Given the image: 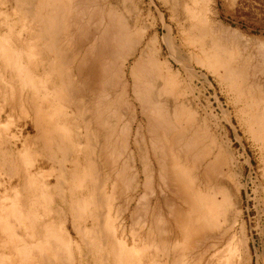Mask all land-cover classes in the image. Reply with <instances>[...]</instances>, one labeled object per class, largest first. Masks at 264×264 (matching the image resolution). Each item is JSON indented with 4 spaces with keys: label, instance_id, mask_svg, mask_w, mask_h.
Wrapping results in <instances>:
<instances>
[{
    "label": "rangeland",
    "instance_id": "1",
    "mask_svg": "<svg viewBox=\"0 0 264 264\" xmlns=\"http://www.w3.org/2000/svg\"><path fill=\"white\" fill-rule=\"evenodd\" d=\"M13 2L14 0H0V216L4 215V217L0 218V247L2 249H0V255H2L0 256V264H15V261L17 262L16 264H18V262L19 264L21 262H23L21 264H29L30 262V264H32L34 261H31L29 254L24 252L28 245H25L27 242L25 241L23 233L26 232L29 235H33L31 238L36 239V229L42 234L44 224L47 222L50 225L52 224V227H56L54 228L55 231L67 240L65 244H61V247H55L57 252L60 250L58 248L63 249V251L61 250L62 252L60 251L61 253L59 252L57 255H52V253L54 254V250L52 249L50 251L51 256L55 259L53 264H66L63 259V261L61 260V257H68L67 264H113L110 252L113 247V232L115 233V230V236L118 237L120 235L116 238L117 241L121 244L127 242V244H124L127 246H124L126 247L125 251L131 248L130 246L133 244V240L139 247H141L143 243H146L150 236V226L151 232L157 234V228H159L161 235L163 232V237L166 238V233H168L167 225H169L166 221H173L177 217L176 215H178V209L180 208H182V212L184 210L191 211L192 209L191 202L185 204L182 202L181 195H176L178 194V189L176 190L175 187H178V184L174 183V185H177L172 187L173 183H170L172 180L170 177V167L173 165V160L177 158L182 160L184 154L187 156L188 166H191L196 176L195 178L197 179L193 180L195 188L200 187L204 194H210L209 196H212V193H214L217 200L220 201L224 198L231 203L227 216L229 214L228 218H230L231 227L229 226L228 228L232 240V253L229 249L226 250L228 253L224 251V249H222L224 245H222L220 248L222 251L216 253L209 250L207 254L200 259L197 253L192 250L191 245L193 240H190L192 237L186 239L189 243L182 239L177 240L175 237L172 238L169 236L171 240L167 237L166 240L168 243L165 242L166 246H169H167V250L173 245L180 244L178 247L179 249L182 248L180 252H183L184 255H182L184 257L182 264H264V0H208V2L207 0H118L117 4H115V12L119 18L117 17L114 22L115 24H113L116 30H113L115 34L108 28L105 30V27H108L107 25H110V22L108 24V19L97 12L99 7L98 4V7L94 8L93 5L90 2L91 5L88 4L86 0H56L58 8L61 6L58 12L59 18L57 17L59 24L57 35L58 37L61 35V39H59V44L57 45V49L60 51L58 54L46 44L49 39L48 36H45L39 43L36 41L37 36L35 32L38 28L36 26L40 24V21H38V19H32L23 13L25 4L21 6L23 11H16L17 9H15ZM38 2L39 0H35V6ZM38 6L39 5H37V7ZM100 6H104L103 9L107 7L102 4H100ZM91 8L97 10L95 11L93 9V11L96 12H94V15ZM89 11L92 13V16L89 15L91 14ZM106 11L107 8L105 9V12ZM45 13V10L41 12V14L45 15L48 19V14ZM193 14L198 17L204 14L203 16L205 18L207 17L206 22H208V25L210 24V27L206 23H197V18H193ZM100 15L102 16L101 18ZM208 18L211 20L209 19L210 21H208ZM26 19H28V21ZM105 19H107V21ZM33 20L38 25L35 26ZM126 20L127 22L130 20L131 22L127 23ZM191 22L194 23L191 24ZM131 23L136 25H134L132 29H129L134 33L132 38H135V33H146V38L143 39L145 42L143 41L140 49L147 44V54H150L149 52L153 50V47L149 45L150 41L148 39L155 33H159L160 36L170 33V39L173 43L172 52L174 51L173 54L177 60L169 56L168 47L163 43L161 44L163 52L160 54V61H158V64L155 66L156 69L154 67L147 68L144 66L145 64L142 59L144 57L139 54L140 50L138 51L139 53L130 57L127 62L123 63V60H117L118 62H116V64L119 63L117 64L118 66L116 65V71H118L117 76L125 73L128 76V94H121L119 96V104L114 108H110V111L116 109L115 113L120 115L115 116V118L120 117V120L118 122L119 125L117 124L116 126L118 129L115 128L116 130L114 132L117 137L115 134L113 137L115 143L113 156L111 155L112 157L108 158L111 159V161H109L110 164L108 163L110 166L108 165V168H102L103 172L101 170H95L97 176L100 173H106L107 177H109L106 181H102V179L100 178L101 180H99L97 176H95L96 179L91 176L86 182L82 180L83 184L79 182L81 180L80 178L75 181L78 183H75L71 181L70 177H66L61 183V190H57L54 180V174L57 172V163L54 162V155L57 160H61V164L66 167L68 172L76 168V172L83 173L87 168V159L84 156L86 137L84 122L81 117L82 114H80L78 110L73 111L75 107L71 108L68 106L67 100H64L61 91L65 88L64 86L67 82L65 76L67 74L66 72H69L72 67V70L75 69L74 65H76L79 56L81 57V54L84 53L83 51H88L86 54L88 53L87 55L90 57V60L93 57L95 59L97 55L95 54L97 53L96 48L99 45L101 46L100 50L106 48V53H104V55L103 52L105 51H101L102 54L98 53L103 55L106 59L102 60L103 57L99 56L101 59L99 61L103 64V62H106L108 59V62H110V55H108V53L111 49L108 51L107 47L109 45L108 43L111 44L113 41L112 35H117L118 32L128 33L127 24L131 26ZM201 24L208 27L210 33L208 32L209 35L207 37L212 36L210 39H212L213 43L208 39L209 42L206 41L209 43L208 45V43H203L204 41L199 38V30L203 27ZM193 25L201 26L200 28H196L197 26L194 28ZM110 26L111 29H114L112 28V23ZM107 30H110L109 33H111V35L108 33L110 37L106 34L108 32ZM100 32L104 33L101 35ZM192 33L193 35L191 36ZM42 34L43 36L45 35L44 33ZM197 35L199 37H197ZM149 36L150 38H148ZM95 38V43H98L96 44L98 46L96 48H91L95 46L93 44ZM103 39L108 41L103 43ZM135 40L137 39L135 38ZM191 40L195 42L193 43ZM196 41H198V43ZM214 41L217 42L218 45H216ZM188 42L192 44L189 46ZM42 43L46 47H49L44 49ZM38 44L41 45L40 50L37 48ZM112 44L109 45V48H113ZM212 46H214L213 48L215 50H212ZM99 47L98 51L100 52ZM117 48H121L117 50H121L118 55L123 59V47L118 46ZM215 51H217V53H215ZM1 52L9 53V55L7 57H1ZM69 52H72L73 55L77 54V59L75 58L76 61L71 64L64 57L65 54ZM89 52L92 54H89ZM57 57H60V61L57 60ZM99 57L97 56L96 58L99 59ZM94 59L91 60V63H93L92 61L95 63L93 66L96 65ZM55 61L57 62L56 70L51 74L48 66L51 62L56 63ZM228 61L231 62L229 63ZM226 64L227 66H225ZM131 70L134 71L135 76L133 74L129 76ZM12 71H16V75L10 77L9 74ZM98 73L97 69V74ZM118 73L120 74L118 75ZM99 74L96 75V78L98 77V81L100 82H102V79L106 80L109 78L111 83L120 80H118L116 75L107 76L106 73H102V71L99 78ZM96 78L94 80H96ZM3 79L5 84L3 83ZM131 79H134L133 81H136V83L134 84ZM83 80L86 81L85 78ZM17 81L19 83L20 81L26 83V86L34 90L35 93H33L35 95H31V92L19 95L17 90L21 87ZM77 81L82 82L80 80ZM91 81L92 83L89 85L88 83ZM89 82L87 79L85 83L88 85H83L82 83L78 84L81 87H88L89 96L92 94L89 99L93 105L97 97V94H94L96 92L94 86L95 84L96 86L99 84L97 85L98 82L96 83V81L94 82L93 80H89ZM35 83L37 84L35 85ZM133 84L137 87L139 92L141 91L140 95H143V91L149 89L148 87L152 90L154 89L153 91H157L161 99L160 101H162L161 104L163 103V107L158 110L159 112L145 108L140 101V97H138L139 100L135 98L136 96L131 90ZM36 86L39 88L37 89ZM57 88L60 89L59 92L61 93H58V90L56 91ZM239 91H243V93ZM118 92H120L119 88L116 93ZM34 97L36 98L38 107V110L35 112L32 109L33 102L31 101ZM79 97L80 96H78V98ZM6 99H8L9 102H5L4 100ZM82 101L83 99L80 100V102ZM5 103L12 104V116H7L9 110ZM140 106H143V108ZM163 108L164 111L162 110ZM33 118L36 119V122L39 123L41 127L43 126L42 129H44V131L39 135L36 134L34 130L32 123L34 120ZM42 121H45L46 124ZM95 126L96 125L92 122L90 133L95 136L93 141H95V139L98 141V129L100 128L99 126L95 128ZM57 129L58 136L55 141H52V139H49V134L51 131L57 132ZM68 129H71V131H68ZM161 134L164 135L167 141ZM177 139L180 141L178 142L179 144H177ZM57 140L63 145L71 147V151L68 152L67 156H65L63 151L58 149L61 143ZM185 142L186 144L188 142L191 143L187 144L189 146L187 147V149L189 148L187 152L184 150L185 145L183 144H185ZM93 152L96 153H93V158L95 157L93 163L96 166L95 169H97V165L100 163L99 161L102 160L98 158V154L100 153L98 143L96 146L93 145ZM100 154H104L103 148ZM19 156L22 158L21 164H19ZM156 156L161 158L164 164L163 166L166 168V170L165 168L163 170L166 173L163 172L160 167L156 166ZM23 157L26 160H24ZM125 157L128 159L127 172L125 176L122 175L123 177L118 174V178V175L116 176L117 170H113L112 168L114 165L121 170L122 164L126 163V161H124L126 160ZM139 158H141L142 162H140ZM31 159H33V161ZM114 159L116 160L115 162ZM163 160L165 161L163 162ZM10 161L13 162L14 172L10 170ZM96 162L98 163L96 164ZM111 162L114 163L112 164ZM14 164L18 165V171L15 169ZM165 164L167 165L165 166ZM144 167L149 172H147L146 178L142 174ZM25 168L31 169L32 173H35L34 180H32L33 178H31V176L27 181L23 178V180L21 179ZM130 173L131 175H129ZM134 173L135 176H133ZM44 181L49 182L48 184H44ZM99 181L102 183V187L99 184L102 190L97 186ZM17 184H19L20 187L16 186ZM93 184H96V187H94ZM128 185H131L130 189H127L129 188ZM24 188L25 191H23ZM97 188L99 192L101 190L102 197L104 196L103 198L101 197L103 200L102 203L100 204V202L97 201V205L95 206L90 204V206L86 208L88 210L90 208L92 212L83 215L84 211H81L80 206L81 200H84V197L90 199L94 198L95 195L98 196L99 192H97ZM70 189H72V192ZM59 191L66 198V203L59 202ZM30 195L33 197L31 200ZM159 196H165V198L169 200L165 203L162 201L163 203L160 202L156 204V198ZM74 198L78 199V209H80L81 214L83 213L80 216L75 215L74 210H70L69 206L72 201H74ZM22 201L24 206L22 205ZM173 205L178 206V208L176 207L175 209ZM1 206L2 208L4 207L3 210H1ZM7 207L9 209H7ZM151 207L152 209H150ZM167 207H170L171 211L168 210ZM153 208L155 210H153ZM16 210L21 213L18 211L15 212ZM6 211H8L7 215ZM76 211L79 212V210ZM96 211L99 212L98 215L94 214ZM101 211L104 212L103 215H106L107 212L109 218L107 221H112L113 224L111 225L112 227L114 226V229L109 227L106 228L107 236L104 238L105 244L104 247L101 246L105 251L102 249L100 250V246L96 245L98 242L95 238L96 236H87V239L84 240L81 234V229L84 225L91 227L92 220H98L99 215L102 216ZM161 213L163 216H160ZM6 216H9L8 220ZM34 217L37 219V227L34 225L28 226L27 218L33 219ZM156 217H161L160 223L163 222L162 224H164L165 221V224H159V220ZM218 219L219 221L221 220L220 216ZM22 220L24 221V225L22 224ZM153 220H155V222L158 220V223L156 222L157 224H154ZM74 225L79 227V231L74 228ZM163 226H165V232L161 230ZM154 228H156V230ZM97 229L98 228H96V230ZM30 230L33 233H31ZM121 235H124V237ZM119 238H123L124 242ZM164 238L163 240H165ZM4 240L7 241L5 242ZM42 240L44 242V239ZM8 243L17 245V247L10 245L12 246L10 249ZM183 243H185L184 246L186 247H183ZM18 244H20V246H18ZM140 244L142 245L140 246ZM66 246L68 250L65 248ZM183 248L188 249H185L184 252L182 251ZM9 249L12 254H10L9 251L7 252ZM103 252H106L105 254L108 256L105 258V261L102 259L105 256ZM26 254L28 257H26ZM45 254L48 253L46 252ZM231 254H233V256ZM23 255H26L24 256L25 258ZM15 258H18V261ZM21 258L24 260L21 261ZM107 259H109L108 262ZM160 259L165 260V257L160 256ZM3 260H5V263ZM36 261L37 260H35V262ZM37 264L42 263L38 262Z\"/></svg>",
    "mask_w": 264,
    "mask_h": 264
},
{
    "label": "bare ground",
    "instance_id": "2",
    "mask_svg": "<svg viewBox=\"0 0 264 264\" xmlns=\"http://www.w3.org/2000/svg\"><path fill=\"white\" fill-rule=\"evenodd\" d=\"M36 1H38V0H36ZM84 1V0H83ZM199 1V0H198ZM35 0H14V6H15V9H17L16 11H19V10H22L23 11V9H21V6H22V4H25V10L23 11V13L24 14H26V15H28L29 17H31L32 19L34 18V19H38V21H40V24L38 25V24H36L35 23V21H34V23H35V26L36 25H38V26H36V27H38L37 29H36V36H37V42L39 43V42H41L42 41V39H44V37L45 36H48L49 37V39H48V41H47V43L46 44H48L50 47H51V49H53V51L54 52H56L57 54L58 53H60V51L57 49L58 47H57V45L59 44V39H61L60 37H61V35H60V37H58V35H57V33H58V31H59V24H58V19H57V17L59 18V15H58V12H59V8L61 7H59L58 8V4L56 5V0H39V2H38V4L37 5H39L38 7H37V5L35 6ZM86 2L88 3V4H92L93 5V7L95 8V7H98L97 6V4L99 5V7H98V11L96 10V9H94V8H91L90 10L93 12V15H94V12L95 11H97V12H99V14H102L104 17H106L107 19H108V21H107V19H105L107 22H108V24H109V22H110V25H111V23H112V28H114V25L113 24H115L114 22L116 21V18L118 17L117 15H116V12H115V7H116V5L115 4H117V2H118V0H86ZM90 2V3H89ZM98 2V3H97ZM195 2V1H194ZM207 2H208V0H207ZM176 3V2H175ZM60 4V3H59ZM90 4V5H91ZM96 4V5H95ZM100 4H102V5H105V6H107L106 8H107V11L105 12V9H103L104 8V6H100ZM84 5H86V4H84ZM95 5V6H94ZM24 6V5H23ZM57 6V7H56ZM118 6V5H117ZM87 7H92V6H87ZM8 9V8H7ZM93 9L95 10V11H93ZM44 10H45V14H48V19L45 17V15H42L41 14V12H44ZM203 10V9H202ZM89 13H91L90 11H89ZM96 13V12H95ZM192 13V12H191ZM200 13V12H199ZM98 14V13H97ZM99 14H98V16H99ZM178 14V13H177ZM188 14H189V11H188ZM90 16H92V13L91 14H89ZM204 15V14H203ZM202 15V16H203ZM77 16V15H76ZM80 16V15H79ZM97 16V15H96ZM202 16H197V15H195V14H193V18H197V23L198 22H200V23H203V24H207L208 22H206V20H207V17L205 18L204 16L202 17ZM102 16L100 15V18H101ZM133 17V16H132ZM30 18V19H31ZM119 18V17H118ZM98 19V18H97ZM210 18H208V21H210L209 20ZM27 21H28V19H26ZM103 20V19H102ZM101 20V21H102ZM119 20V19H118ZM120 20H121V18H120ZM26 21V22H27ZM37 21V22H38ZM69 21V20H68ZM105 21V22H106ZM135 21V20H134ZM30 22V21H29ZM41 22H42V24H41ZM106 22V23H107ZM126 22H127V20H126ZM129 22H131L130 20L127 22V23H129ZM89 23V22H88ZM98 23V22H97ZM134 23H137V22H134ZM194 23V22H193ZM192 22H191V24H193ZM210 23V22H209ZM31 24V23H30ZM100 24V23H99ZM123 24V23H122ZM132 24V23H131ZM130 24V25H131ZM203 24H201L203 27H201L200 28V26L201 25H199V26H195V25H193L194 26V28L196 27V28H200V30H199V33H198V35L200 36H198L197 35V37H199V38H201L204 42L203 43H205L206 41H208L209 42V40H211V42H212V39H210L212 36H210V37H207L208 35H209V33H210V31H209V29H208V27L206 26H204ZM32 25V24H31ZM97 25V24H96ZM105 25H107V24H105ZM110 25H107L108 27H105V30L108 28V29H110V30H112L111 32L112 33H114L115 34V28L114 29H111V26ZM125 25V24H124ZM135 24H132L131 26H129V24H127V27H128V33H119L118 32V30H117V35H112L113 36V41H112V45H113V48L111 47V48H109V45H111L110 43H108L109 45H108V47L107 46H103V47H107L108 48V51H109V49H111L110 50V52L108 53V55H110V62H108L109 60L107 59V61L105 62V64H104V62H103V64L99 61V60H101L100 59V57L99 56H101V57H103V59L102 60H104V59H106V58H104V53H106V51H105V49L104 50H100V48H101V46L99 47L98 45H96V44H98V43H95L96 42V38H95V40H93L94 41V47L92 46V44H91V48H96L97 46L99 47V50H100V52L98 51V47L96 48L97 49V53H95V54H97L96 55V57L98 56L99 57V59L98 58H96L95 57V59H94V57L92 58V59H94L95 60V62H96V67L95 66H93L95 63H94V61H92L93 63H91V60H90V57H88V53L86 54V52H88L87 50H86V52L85 51H83L84 53L83 54H81V57L79 56V59H77L76 58V56H77V54H74L73 55V51L72 52H69V53H66L65 54V59L66 60H68V62L71 64L72 62H74V61H76L75 60V58L77 59V62H76V65H74L75 67V69L74 70H72V68H71V70L68 72H66L67 74L65 75L66 76V80H67V82L65 83V88L63 89V90H61L62 91V95H63V97H64V100L66 99L67 100V103H68V106L69 107H71V108H73V107H75L74 109H73V111H75V110H78L79 111V113L80 114H82L81 115V117L83 118V124H84V128H85V137H86V144H85V146H84V156H85V158L87 159L86 160V162H87V168L85 169V171L83 172V173H78V172H76V168H73L71 171H67V169H66V167L63 165V164H61V160L59 161V160H57V158H55V155L53 156V159L55 160L54 162L55 163H57V168H56V173L54 174V180H55V187L57 188V190H61V183L63 182V180L66 178V177H70V179H71V181L72 182H75V181H77L79 178L81 179L79 182L80 183H82V180H83V182H86V181H88V179L89 178H91V176L92 177H95V176H97V174L95 173V170H97V171H99V170H101L102 172H103V169L102 168H104V167H107L108 168V165L110 164L109 163V161H111V159H108V158H110V157H112L113 155V151H114V149H115V143H114V132H115V128H117L116 126H117V124H118V122H119V120H120V117H116L115 118V116H120L118 113H115V110L113 111V109L110 111V108L112 107V108H114L115 106H117L118 104H119V101H120V99H119V96L122 94V95H124V94H128V89H127V81H128V76H127V74L125 73V74H121V75H119L120 73H122V72H120V73H118V75L119 76H117V72L118 71H116V65L117 64H119V63H117L116 64V62H118L120 59L121 60H123V63L124 62H127L128 60H129V58L130 57H132V56H134L136 53H139L138 51L140 50V53L139 54H141L142 55V57H144V58H142L143 59V63L145 64H142V65H144V66H146L147 68H152V67H154L155 69H156V64H158V61H160V54H162V52H163V49H162V43L165 45H167V47H168V54H169V56H171V57H173L174 58V60H177L176 59V57H175V55L173 54V52H172V41H171V39H170V33H167V34H163V35H159V33H155L151 38H150V36L148 37V38H150V39H148L149 41H150V44L149 45H151L152 47H153V50H152V52H149L150 54H147L148 52H147V44L143 47V48H141L140 49V46L142 47V43H143V39H145L146 38V33H135V38L137 39V40H135V38H132V36H133V32L132 31H130L129 29H132V27L134 26ZM208 25V24H207ZM30 26V25H29ZM32 26H34V25H32ZM98 26V25H97ZM116 26V25H115ZM136 26V25H135ZM209 27H210V24L208 25ZM110 27V28H109ZM136 28V27H135ZM121 29V28H120ZM127 29V28H126ZM211 29V28H210ZM110 30L106 33L108 36H109V34L111 35V33H109L110 32ZM113 30H115L114 32H113ZM125 30V29H124ZM198 30V29H197ZM32 31V30H31ZM120 31V30H119ZM135 31H136V29H135ZM134 31V32H135ZM139 31V30H138ZM143 31V30H142ZM200 31H201V33H200ZM106 32V31H105ZM132 32V33H131ZM157 32V31H156ZM198 32V31H197ZM209 32V33H208ZM42 33H44L45 35L43 36V34ZM60 33V32H59ZM63 33V32H62ZM101 33V35L104 33H102V32H100ZM109 33V34H108ZM212 33V32H211ZM214 33V32H213ZM55 34V35H54ZM105 34V35H106ZM197 34V33H196ZM34 35V34H33ZM80 35V34H79ZM101 35H98V36H100V37H103V36H101ZM106 35V36H107ZM118 35H119V38H118ZM193 35V33L191 34V36ZM211 35V34H210ZM213 35V34H212ZM35 36V37H36ZM70 36V35H69ZM74 36V35H73ZM72 36V37H73ZM93 36V35H92ZM98 36H97V38H98ZM148 36V35H147ZM195 36V35H194ZM71 37V36H70ZM91 37V36H90ZM99 37V38H100ZM110 37V36H109ZM108 37V38H109ZM206 37V38H205ZM53 38V39H52ZM74 38H75V36H74ZM104 38V37H103ZM193 38H195V37H193ZM192 38V39H193ZM199 38H198V40H199ZM215 38V37H214ZM91 39V38H90ZM105 39H106V37H105ZM111 39H112V37H111ZM209 39V40H208ZM47 40V39H46ZM72 40V39H71ZM98 40H101V39H98ZM97 40V41H98ZM186 40V39H185ZM65 41V40H64ZM74 41V40H73ZM92 41V42H93ZM103 43H105V41H108V40H104L103 39ZM111 41V40H110ZM109 41V42H110ZM188 41H189V39H188ZM192 41V40H191ZM100 42V41H99ZM145 42V41H144ZM186 42H187V40H186ZM193 43L195 42L194 40L192 41ZM197 43H198V41H196ZM208 42H206V43H208ZM67 43V42H66ZM213 43V42H212ZM212 43H210V44H212ZM214 43H216V45H218L217 44V42H215L214 41ZM13 44V43H12ZM68 44V43H67ZM106 44H107V42H106ZM188 44H189V46H190V44H192V43H189L188 42ZM42 45H43V43H42ZM144 45V44H143ZM204 45V44H203ZM207 45V44H206ZM208 45H209V43H208ZM207 45V46H208ZM215 45V46H216ZM3 46H4V44H3ZM9 46V45H8ZM44 46V49L45 48H48V47H46L45 45H43ZM118 46H122L123 48L122 49H124V51H122L123 53H124V58L122 59V58H120L119 57V55H118V53H119V51L121 52V50H117V49H121V48H117ZM188 46V45H187ZM29 47H31V46H29ZM201 47V46H200ZM204 47H206V46H204ZM214 46H212V48H213ZM10 48V47H9ZM8 48V49H9ZM13 48V47H12ZM33 48V47H32ZM37 48H39V50H40V48H41V45L40 44H38V46H37ZM89 48V47H88ZM90 48V49H91ZM202 48V47H201ZM6 49H7V47H6ZM35 49V48H34ZM50 49V48H49ZM90 49H88L89 51H91ZM149 49V48H148ZM152 49V48H151ZM94 50V49H93ZM212 50H215L214 48L212 49ZM218 50H219V46H218ZM16 51H17V49H16ZM20 51V50H19ZM50 51V50H49ZM59 51V52H58ZM101 51H105V52H103V55H100V54H102V52ZM202 51V50H201ZM210 51V50H209ZM53 52V53H54ZM75 52V51H74ZM78 52V51H77ZM94 52V51H93ZM96 52V51H95ZM205 52V51H204ZM221 52V51H220ZM223 52H224V50H223ZM21 53V52H20ZM32 53V52H31ZM55 53V54H56ZM98 53H100V54H98ZM210 53V52H209ZM215 53H217V51H215ZM79 54V53H78ZM86 54V55H85ZM89 54H92V53H90L89 52ZM94 54V53H93ZM138 54V55H139ZM9 55V53H4V52H1V57H7ZM21 55V54H20ZM33 55H34V53H33ZM106 55V54H105ZM195 55V54H194ZM218 55V54H217ZM222 55V54H221ZM28 56V55H27ZM57 56H59V55H57ZM90 56V55H89ZM22 57V56H21ZM106 57L108 58V56L106 55ZM122 57V56H121ZM197 57V56H196ZM202 57H204V56H202ZM206 57V56H205ZM209 57V56H208ZM23 58V57H22ZM59 58L60 57H57V60H59ZM119 58V59H118ZM141 58V57H140ZM200 58V57H199ZM56 59V58H55ZM201 59V58H200ZM229 59H230V57H229ZM118 60V61H117ZM180 60V59H179ZM228 60V59H227ZM232 60V59H231ZM11 61V60H10ZM60 61V60H59ZM3 62V61H2ZM7 62V61H6ZM56 62V61H55ZM67 62V63H68ZM109 64H108V63ZM202 62V61H201ZM229 63L231 62V61H228ZM228 62H227V64H228ZM68 63V64H69ZM88 63H89V65H88ZM90 63H91V65H90ZM121 63H122V61H121ZM120 63V65H121V67L123 68V66H122V64ZM11 64V63H10ZM56 64H57V62L56 63H53V62H51L50 64H49V66H48V69L51 71V74L52 73H54V71L56 70ZM69 64V65H70ZM102 64V65H101ZM108 64V65H107ZM202 64H203V62H202ZM208 64V63H207ZM227 64L225 65V66H227ZM104 65H105V67H104ZM72 66V65H71ZM118 66V65H117ZM117 68H119V67H117ZM125 68V67H124ZM8 69V68H7ZM97 69H98V72L100 73H98L99 74V78H100V75H101V71H102V73L103 72H105L106 73V75L108 76H117L118 77V80L120 81H117V82H115L113 79V83H111V80H110V78L109 79H106V80H104V79H100L102 82H100V81H98V77L96 78V75H98L97 74ZM120 69V68H119ZM228 69V68H227ZM96 70V71H95ZM100 70V71H99ZM121 71V70H120ZM227 71H229V70H227ZM127 72V71H126ZM131 72H133V73H131ZM131 72H129V76L131 75V74H133L134 75V71H132L131 70ZM155 72V71H154ZM230 72V71H229ZM228 72V73H229ZM153 73V72H152ZM232 73V72H231ZM18 74H19V72H18ZM17 74V75H18ZM233 74V73H232ZM14 75H16V71H12L10 74H9V76L10 77H13ZM46 76V75H45ZM135 76V75H134ZM138 76V75H137ZM38 77V76H37ZM102 77V76H101ZM103 77H105V76H103ZM232 77V76H231ZM86 79V81H87V79H88V82H89V80H93L94 82L96 81V83H97V85L98 86H96V84H95V86H94V88L96 89V92L94 93V94H97L96 96V100H95V102H94V104L93 105H95V106H93L92 105V103H91V100L89 99V97H91L92 96V94H91V96H89L90 95V93H88V87L86 88L85 86H83L84 84H87V83H85L86 81L85 80H83V79ZM96 78V80H94ZM113 78V77H112ZM131 78H133V77H131ZM11 79V78H10ZM13 79V78H12ZM38 79V78H37ZM80 80V81H82V82H79V81H77V80ZM135 79H136V77H135ZM16 80V79H15ZM47 80V79H46ZM104 80V81H103ZM132 80V79H131ZM134 80V79H133ZM132 80V81H133ZM14 81V80H13ZM36 81V80H35ZM48 81V80H47ZM77 81V82H76ZM85 81V82H84ZM241 81H242V78H241ZM50 82V81H49ZM134 82V84L136 83V81H133ZM3 83L5 84V81H4V79H3ZM17 83L20 85V89H18L17 91H18V94L19 95H23L24 93H29V92H31L32 94L31 95H35L34 93V90L33 89H31V87L29 88V86H26L27 84L26 83H24V82H22V81H20V83L17 81ZM78 83H82L83 85V87H81ZM90 83H92V81L91 82H89L88 84L90 85ZM37 83H35V85H36ZM87 84V85H88ZM133 84V87L131 88V90H132V92H133V94L136 96L135 98H138V97H140V101L143 103V105H144V107L145 108H147V109H149V110H156V111H158V110H160L162 107H163V103L161 104V102L162 101H160L161 99L159 98V94L157 93V91H153L152 89H150V87H148L149 89H145V91H143V89H142V91L144 92V94L143 95H140L141 94V91L139 92V90L137 89V87L135 86ZM51 85H52V83H51ZM5 86V85H4ZM147 87V86H146ZM145 87V88H146ZM157 87V86H156ZM24 88V89H23ZM36 88H37V86H36ZM39 88V87H38ZM37 88V89H38ZM56 88V87H55ZM120 89V92H118V93H116L117 92V89ZM144 88V87H143ZM4 90V89H3ZM48 90V89H47ZM58 90V93H61V92H59L60 91V89H56V91ZM34 92V93H33ZM40 92V91H39ZM45 92V91H44ZM43 92V93H44ZM52 92V91H51ZM50 92V93H51ZM55 92V91H54ZM93 92V91H92ZM239 92H242L243 93V91H239ZM42 93V92H41ZM93 94V95H94ZM161 94V93H160ZM45 95H47V94H45ZM53 95V94H52ZM54 95H55V93H54ZM53 95V96H54ZM57 95V94H56ZM243 95V94H242ZM3 96V95H2ZM40 96H41V94H40ZM49 96H50V94H49ZM78 96H80L79 98H78ZM126 96V95H125ZM161 96V95H160ZM95 97V96H94ZM245 97V96H244ZM7 98V97H6ZM3 99H5V98H3ZM83 99V101L82 102H80V100H82ZM93 99V98H92ZM2 100V99H1ZM7 100V101H6ZM6 100H4L5 102H9L8 101V99H6ZM138 100H139V98H138ZM31 101L33 102L32 103V109L34 110V112L35 111H37L38 110V107H37V101H36V98L34 97V98H32L31 99ZM78 101V102H77ZM3 102V101H2ZM66 102V101H65ZM141 102H138V103H141ZM5 105H6V107H8V110H9V113H7V116H9V115H11V111L13 110V107H12V104L10 103V104H8V103H5ZM51 105V104H50ZM52 107V106H51ZM50 107V108H51ZM93 107H95V108H93ZM140 107H142L143 108V106H140ZM144 108V109H145ZM31 109V110H32ZM49 109V108H48ZM71 110V109H70ZM143 110V109H142ZM163 111H164V108L162 109ZM48 111V110H47ZM50 111V110H49ZM143 111H145V110H143ZM33 112V113H34ZM55 112V111H54ZM108 112V113H107ZM159 112V111H158ZM21 113V112H20ZM40 113V112H39ZM45 113H46V111H45ZM161 113V112H160ZM159 113V114H160ZM152 114V113H151ZM43 115V114H42ZM71 115V114H70ZM79 115V114H78ZM148 115V114H147ZM12 116V115H11ZM33 116H34V114H33ZM159 116H164V115H159ZM8 118V117H7ZM72 118V117H71ZM149 118V117H148ZM161 118V117H160ZM166 118V117H165ZM34 119V118H33ZM51 119V118H50ZM155 119V118H154ZM264 119V118H263ZM151 120H152V118H151ZM158 120V119H157ZM261 120V119H260ZM46 121V120H45ZM45 121H42V122H44L45 123ZM51 121V120H50ZM129 121V120H128ZM150 121V120H149ZM94 123L96 126H95V128L97 127L98 128V126H99V128L100 129H98V133H99V137H98V141H96V139H95V141H93L94 140V137L95 136H93L92 135V133H90L91 131H90V127H91V123ZM33 126H34V130H35V132H36V134H40L42 131H44V129H42L43 128V126L41 127L40 126V124L39 123H37L36 122V119H34L33 120ZM44 123H43V125H44ZM51 123V122H50ZM50 123H48V124H50ZM53 123V122H52ZM158 123V122H157ZM46 124V123H45ZM163 124V123H162ZM119 125V124H118ZM175 125V124H174ZM168 126V125H167ZM158 127V126H157ZM54 128H56V127H54ZM93 128V127H92ZM168 128V127H167ZM118 129V128H117ZM54 130V129H53ZM97 130V129H96ZM139 130V129H138ZM169 130H170V128H169ZM57 132H53V131H51V133L49 134V139H52V141H55V139L57 138V136H58V129L56 130ZM68 131H71V129L69 130L68 129ZM162 131V130H161ZM181 132V131H180ZM3 133V132H2ZM122 133V132H121ZM166 133V132H165ZM172 133V132H171ZM175 133V132H174ZM173 133V134H174ZM170 134V133H169ZM176 134V133H175ZM183 134V133H182ZM181 134V135H182ZM117 135H118V133H117ZM161 135H163V134H161ZM177 135V134H176ZM115 136H116V134H115ZM183 136V135H182ZM117 137V136H116ZM163 137H164V135H163ZM118 138H119V136H118ZM159 138V137H158ZM171 138V137H170ZM179 138V137H178ZM181 138V137H180ZM164 139H165V137H164ZM166 140V139H165ZM182 140H184V139H182ZM57 141H59V140H57ZM72 141V140H71ZM167 141V140H166ZM191 141V140H190ZM45 142V141H44ZM60 142V141H59ZM73 142V141H72ZM178 142H180V141H178V139H177V144H179ZM26 143V142H25ZM51 143V142H50ZM61 143V142H60ZM98 143V148H99V151H100V153H101V151H102V148H103V151H104V154H98V158H100V159H102L101 161H99L100 163H99V165H97V169H95V165H94V163H93V159L95 158H93V153L94 154H96L95 152V149L97 148H95L94 149V151L95 152H93V145H95L96 146V144ZM163 143V142H162ZM175 143V142H174ZM190 142H188L187 144H189ZM186 144V142H185V144H183V145H185L184 147V150H185V152H187L188 151V149H187V147H189L188 145ZM191 144V143H190ZM17 145V144H16ZM25 145V144H24ZM73 145V144H72ZM163 145V144H162ZM169 146H171V145H169ZM191 146V145H190ZM144 147V146H143ZM139 148V147H138ZM160 148V147H159ZM23 149V148H22ZM58 149L59 150H61V151H63V153L65 154V156H67V154H68V152H70L71 151V147L70 146H66V145H63L62 143L58 146ZM156 149V148H155ZM165 149V148H164ZM97 150V149H96ZM163 150V149H162ZM169 150V149H168ZM179 150V149H178ZM183 150V149H182ZM124 151V150H123ZM175 151V150H174ZM191 151V150H190ZM19 152H21V151H19ZM180 152V151H179ZM142 153V152H141ZM140 153V154H141ZM160 153V152H159ZM9 154V153H8ZM20 155V154H19ZM103 155V156H102ZM112 155V156H111ZM158 155V154H157ZM161 155V154H160ZM188 155V154H187ZM207 155V154H206ZM24 156V155H23ZM28 156V155H27ZM132 156V155H131ZM141 156V155H140ZM165 156H166V154H165ZM20 157V156H19ZM21 157H22V155H21ZM19 158V164H21L22 163V158ZM29 157V156H28ZM127 157H128V155H127ZM187 156H186V154H184V156H183V159L182 160H179L177 157V159H174L173 161V165L170 167V177H171V184L173 183V186L172 187H174L175 185H177L178 187H175L176 188V190L178 191V194H176L177 196L178 195H181L180 197L182 198V202L183 203H188V202H191V206H192V209H191V211L189 210V211H183L182 212V208H180V209H178V215H176L177 217L173 220V221H169V222H167L166 221V223L168 224L169 223V225H167L168 226V233H166L167 234V236H165L166 238L167 237H172V238H174L175 237V239H182L183 241H185V242H188V241H186V239L188 238V239H190V237H192V239H190L191 241H192V250L195 252V253H197V256L201 259V258H203L204 257V255H206L207 254V252L209 251V250H211V251H214V252H218V251H222V249H224V251H226V250H228L229 249V251H231V247H232V240H231V236H230V233H229V226H230V218H228V216H229V214H228V216H227V212H229V210H230V201H228V200H226V199H224L223 198V200H217L216 198H215V195H214V193H212V196H209L208 194H204L203 193V190L202 189H200V187H198V188H195V186H194V184H193V180L195 179V180H197L195 177V175H194V173H193V170L191 169V166L189 167L188 166V159L186 158ZM25 158H26V156H25ZM24 157H23V159L24 160H26ZM31 158V157H30ZM129 158H130V156H129ZM165 158V157H164ZM170 158H171V156H170ZM169 158V159H170ZM196 158V157H195ZM28 159V158H27ZM116 159V158H115ZM114 159V162L116 161ZM125 159H126V157H125ZM146 159H148V158H146ZM166 159V158H165ZM219 159H220V157H219ZM32 161H33V159H31ZM96 160V159H95ZM139 160H140V162H142V160H141V158H139ZM124 161H126V163H121L123 166L121 167L122 169L120 170V169H118L117 168V166H114L113 165V170H117V172H116V176L119 174V175H121V177H123L122 175H126V172H127V162H128V159H126V160H124ZM130 161V160H129ZM156 161H157V165L156 166H158V167H160V169L161 170H163L165 167L163 166L164 164L162 163V161H161V158L160 157H158V156H156ZM165 160H163V162H164ZM172 161V160H171ZM194 161V160H193ZM24 162V161H23ZM26 162V161H25ZM30 162V161H29ZM113 162V163H114ZM183 162V163H182ZM223 162V161H222ZM10 163V170H11V172H14V169H13V162H9ZM98 162H96V164H97ZM109 163V164H108ZM112 163V162H111ZM112 163V164H113ZM211 164H213V163H211ZM129 165V164H128ZM142 165H144V164H142ZM167 164H165V166H166ZM7 166V165H6ZM14 166H15V169L18 171V169H17V164H14ZM24 166V165H23ZM110 166V165H109ZM121 166V165H120ZM193 166H195V165H193ZM24 167H26V166H24ZM142 167V166H141ZM7 169H8V167H7ZM150 169V168H149ZM9 170V169H8ZM119 170H120V172H119ZM151 170V169H150ZM149 170V171H150ZM155 170V169H154ZM165 170H166V168H165ZM109 171H110V169H109ZM205 171V170H204ZM52 172V171H51ZM147 172H148V170L144 167V169H143V171H142V174H143V176L146 178L147 177ZM163 172H165L164 170H163ZM24 174L22 175L23 177H21V179L23 178L24 180H29V178H30V176H31V178H33L32 180H34V175H35V173H32V170L31 169H27V168H25V170H24V172H23ZM110 173V172H109ZM149 173V172H148ZM152 173V172H151ZM166 173V172H165ZM17 174V173H16ZM98 174H99V172H98ZM100 174H101V176H100ZM97 177H99V180H101L102 179V181H106L107 180V178L109 177H107V174L106 173H100ZM207 174V173H206ZM119 175H118V178H119ZM129 175H131V173L129 174ZM133 176H135V173H134V175ZM159 176H161V175H159ZM159 176H157V177H159ZM111 177V176H110ZM150 177H151V175H150ZM9 178H10V176H9ZM101 178V179H100ZM116 178V177H115ZM149 178V177H148ZM22 179V180H23ZM94 179H96V177L94 178ZM129 179V178H128ZM161 179V178H160ZM165 179H166V177H165ZM31 180V179H30ZM31 180V181H32ZM169 180V179H168ZM168 180H166V181H168ZM94 181H96V180H94ZM98 181V180H97ZM115 181V180H114ZM123 181H124V179H123ZM164 181V180H163ZM173 181V182H172ZM20 182V181H19ZM48 182L49 181H44V184H48ZM75 183H78V182H75ZM96 183H98V182H96ZM119 183V182H118ZM130 183V182H129ZM174 183H177V184H175L174 185ZM83 184V183H82ZM99 184H100V186L102 185V183L99 181V183L97 184V186L102 190V186L100 187L99 186ZM132 184V183H131ZM164 184V183H163ZM25 185V184H24ZM125 185V184H124ZM151 185V184H150ZM16 186H18V187H20L19 186V184H17ZM93 186L94 187H96V184L94 185L93 184ZM129 186V185H128ZM131 186V185H130ZM130 186H129V188H127V189H130ZM155 186H156V184H155ZM163 186H165V185H163ZM104 187H105V183H104ZM126 187V186H125ZM167 187V186H166ZM197 187V186H196ZM71 188V187H70ZM133 188V187H132ZM157 188V187H156ZM164 188V187H163ZM170 188V187H169ZM73 189V188H72ZM72 189H70L71 190V192H72ZM151 189V188H150ZM23 190V189H22ZM30 190V189H29ZM28 190V191H29ZM101 190H100V192L98 191V188H97V192H99L98 193V196H96L95 195V197L94 198H88V197H84L85 199L84 200H81V203H80V206H81V211H84L82 214L83 215H85V214H88V213H90V212H92V211H90V208H89V210L86 208V207H88V206H90V204L92 205V206H95V205H97V201H99L100 202V204L102 203V198L104 197H102V195H101ZM175 190V189H174ZM23 191H25V188H24V190ZM22 191V192H23ZM96 191V190H95ZM127 191V190H126ZM129 191V190H128ZM161 191V190H160ZM176 191V192H177ZM96 192V193H97ZM24 193V192H23ZM169 193H170V191H169ZM42 194V193H41ZM59 194H60V196H59V202H61V203H66L67 202V200H66V198L62 195V193L59 191ZM116 194V193H115ZM159 194V193H158ZM165 194V193H164ZM173 194H174V192H173ZM25 195V194H24ZM28 195V194H27ZM161 195V194H160ZM172 195V194H171ZM31 196V195H30ZM116 196V195H115ZM119 196V195H118ZM168 196V195H167ZM174 196V195H173ZM176 196V197H177ZM32 197V196H31ZM30 197V200L31 199H33V197L31 198ZM102 197V198H101ZM162 197H164V198H162ZM21 198V197H20ZM26 198V197H25ZM97 198H98V200H97ZM117 198V197H116ZM144 198V197H143ZM154 198V197H153ZM21 199H23V198H21ZM26 200V199H25ZM169 199H166L165 198V196H159V197H157L156 198V204H158V203H160V202H167ZM177 200H179V199H177ZM116 201V200H115ZM149 201V200H148ZM18 202V201H17ZM27 202V201H26ZM31 202V201H30ZM162 202V203H163ZM13 203V202H12ZM33 203V202H32ZM78 199H75L74 198V201H72V203L70 204V210L72 211V210H74L75 211V215H82L81 214V212H80V209H78ZM153 203H154V200H153ZM153 203H152V205H153ZM169 203H170V201H169ZM10 204V203H9ZM8 204V205H9ZM20 204V203H19ZM49 204V203H48ZM155 204V203H154ZM5 205V204H4ZM3 205V206H4ZM22 205H23V201H22ZM60 205V204H59ZM151 205V206H152ZM5 206H7V205H5ZM10 206H11V204H10ZM9 206V207H10ZM24 206V205H23ZM32 206V205H31ZM148 206V205H147ZM155 206V205H154ZM153 206V207H154ZM163 206H166V205H163ZM173 206H175V209H176V207L178 208V206H176V205H173ZM172 206V207H173ZM18 207V206H17ZM27 207V206H26ZM171 207V208H172ZM1 208H2V206H1ZM4 208V207H3ZM3 208L1 209V210H3ZM22 208V207H21ZM104 208V207H103ZM133 208V207H132ZM155 208V207H154ZM153 208V210H155ZM157 208H158V206H157ZM161 208V207H160ZM166 208V207H165ZM168 208V207H167ZM7 209H9L8 207H7ZM7 209H5V210H7ZM11 209V208H10ZM23 209H24V207H23ZM27 209V208H26ZM25 209V210H26ZM117 209H118V207H117ZM150 209H152V207L150 208ZM32 210V209H31ZM35 210V209H34ZM76 210H79V212L78 211H76ZM157 210V209H156ZM160 210H162V209H160ZM166 210V209H165ZM168 210H170V207L168 208ZM173 210V209H172ZM179 210H181V211H179ZM18 210H16L15 212H17ZM19 211H20V208H19ZM18 211V212H19ZM30 211V210H29ZM36 211V210H35ZM34 211V212H35ZM104 211H105V209H104ZM159 211V210H158ZM171 211V210H170ZM176 211V210H175ZM11 212V211H10ZM102 212V216H100L99 215V218H98V220L97 219H95V220H92V225H91V227H87L86 225H84V227L81 229V234H82V237L84 238V240H86L87 238V236H96L95 238L98 240V242L96 243V245H98V246H100V250L102 249V250H104V244H105V242H104V238H106V236H107V232H106V228H113L112 227V225L111 224H113V222L112 221H107V220H109V218H108V216H107V212H106V215L104 214L103 215V211H101ZM101 212H100V214H101ZM119 212V211H118ZM117 212V213H118ZM160 212H162V211H160ZM159 212V213H160ZM174 212V211H173ZM172 212V214L174 215V213ZM2 213V212H1ZM7 213H8V211H6V215H7ZM19 213H21V212H19ZM65 213V212H64ZM177 213V212H176ZM18 214V213H17ZM28 214H29V212H28ZM94 214H96V215H98L99 214V212L98 211H96ZM154 214H155V212H154ZM153 214V215H154ZM158 214V213H157ZM168 214H170V213H168ZM172 214H171V216H172ZM192 214V215H191ZM11 215V214H10ZM27 215V214H26ZM74 215V216H75ZM159 215V214H158ZM158 215H156V216H158ZM162 215V213L160 214V216ZM28 216V215H27ZM34 216H35V214H34ZM47 216V215H46ZM155 216V215H154ZM154 216H152V217H154ZM163 216V215H162ZM165 216V215H164ZM168 216V215H167ZM175 216V215H174ZM220 216V218H221V220L219 221V219H218V217ZM2 217H4V215H1L0 216V218H2ZM9 217V216H8ZM7 216H6V218H7V220L9 219ZM30 217H31V215H30ZM97 217V216H96ZM169 217V216H168ZM173 217V216H172ZM12 218V217H11ZM10 218V219H11ZM24 218V217H23ZM22 218V219H23ZM25 218H26V216H25ZM75 218V217H74ZM89 218V217H88ZM101 218V219H100ZM157 218V217H156ZM164 218V217H163ZM13 219V218H12ZM32 219V218H31ZM31 219H28L27 218V220H28V222H27V224H28V226L30 225V226H36L37 227V219L34 217L33 219H32V221H31ZM153 219H155V218H153ZM158 220H159V224H161V225H164L165 224V221H164V224H162L163 222H161L160 223V219H161V217L160 218H157ZM171 219V218H170ZM26 220V221H27ZM34 220V221H33ZM53 220V219H52ZM77 220V219H76ZM157 220V221H158ZM11 221V220H10ZM20 221H21V219H20ZM23 221V220H22ZM51 221V220H50ZM154 221V224H157L156 222H155V220H153ZM162 221V220H161ZM13 222L15 223V221L13 220ZM53 222V221H52ZM95 222V223H94ZM7 223H8V221H7ZM91 223V222H90ZM153 223V222H152ZM12 224V223H11ZM23 225H24V221H23V223H22ZM27 224H26V226H27ZM10 225V224H9ZM19 225H21V224H19ZM52 225V224H51ZM50 224H48V222L47 223H45L44 224V229H43V233L41 234L40 232H39V230L38 229H36V233H37V236H36V239H32L31 238V236H33V235H29L28 233H26V232H24L23 234H24V237H25V241L27 242V244H25V245H28V247H26L27 249L24 251V252H27L28 254H29V256L31 257V261H34L35 262V260H37L36 262L38 263H42V264H53L54 262H55V259H54V257L53 256H51V254H50V251L53 249L54 250V254L52 253V255H57V254H59V252L62 250L63 251V249H61V248H58V249H60V250H58L59 252H57L56 251V248L55 247H57V246H59V247H61V244H65L66 243V239L63 237V236H61L59 233H57L56 231H55V229L54 228H56V227H52ZM57 225V224H56ZM111 225V226H110ZM12 226V225H11ZM15 226H16V224H15ZM14 226V227H15ZM22 226V225H21ZM25 226V227H26ZM149 226V225H148ZM159 226V225H158ZM20 227V226H19ZM156 227H157V225H156ZM162 227V226H161ZM164 227L165 226H163V228L161 229V230H163L164 231ZM231 227V226H230ZM12 228H13V226H12ZM17 228V227H16ZM15 228V229H16ZM23 228V227H22ZM27 228V227H26ZM29 228V227H28ZM31 228V227H30ZM74 228L76 229V230H78L79 231V227L78 226H76V225H74ZM96 228H98L97 230H96ZM147 228V227H146ZM32 229V228H31ZM114 229V228H113ZM112 229V230H113ZM117 229H118V225H117ZM155 230H156V228H154ZM158 229V231H157V234H155V233H153V232H151L152 230H151V226H150V230H149V239L146 241V243H143V245L142 244H140V246L141 247H139V246H137V244L136 243H134L135 241L133 240V244L130 246V247H128V248H130V249H127V251H125V248L127 247L126 245H124V244H127V242H124L123 241V238H119V239H122V241L124 242V244H121V243H119L118 241H117V239L116 238H118L120 235L119 234H121V233H119V234H117V235H119L118 237H116L115 236V233H116V230H115V233L113 232V247H112V250H111V252H110V250H109V252L111 253V255H112V258H111V260H112V263L113 264H182V262L184 261L183 260V252L181 253L180 251V249H182V248H180L179 249V245H173L171 248H169V250H167V248L169 247L168 245V247L166 246V244H165V242L166 243H168V241L166 240V238H164L163 237V232H162V235H161V231H159V228H157ZM28 230V229H27ZM108 230V229H107ZM109 230H111V229H109ZM17 231V230H16ZM15 231V232H16ZM18 231H19V229H18ZM22 231V230H21ZM123 231H124V229H123ZM166 231V230H165ZM164 231V232H165ZM28 232H29V230H28ZM30 232L31 233H33L31 230H30ZM62 232H64V231H62ZM160 232V233H159ZM9 233V232H8ZM19 233V232H18ZM34 234H35V232H34ZM110 234V233H109ZM141 234V233H140ZM144 235H145V232H144ZM122 236V235H121ZM10 237V236H9ZM122 237H124V235L122 236ZM170 237H169V239H170ZM19 238V237H18ZM23 238V237H22ZM163 238L165 239V240H163ZM42 239H44V242H43V240ZM11 240V239H10ZM24 240V239H23ZM103 240V241H102ZM112 240V239H111ZM171 240V239H170ZM5 242L7 241V240H4ZM3 241V242H4ZM102 241V242H101ZM126 241V240H125ZM90 242V241H89ZM122 242V243H123ZM171 242V241H170ZM169 242V243H170ZM173 242V241H172ZM176 242H178V241H176ZM13 243V242H12ZM18 243H19V241H18ZM44 243V244H43ZM91 243V242H90ZM129 243V242H128ZM141 243V242H140ZM174 243V242H173ZM172 243V244H173ZM189 243V242H188ZM235 243V242H234ZM5 244V243H4ZM9 245H8V247L10 246V245H13V244H10V243H8ZM15 244H17V243H15ZM92 244V243H91ZM1 245H2V243H1ZM24 245V244H23ZM185 245V243H183V247H186V246H184ZM222 245H224L223 247H222V249H220L221 248V246ZM235 245V244H234ZM14 247L16 246L17 247V245H13ZM18 246H20V244H18ZM101 246H103V247H101ZM124 246H126V247H124ZM5 247V246H4ZM13 247V248H14ZM12 248V246H10V249ZM25 248V247H24ZM63 248V247H62ZM66 249L68 248L67 246L65 247ZM188 248H189V246H188ZM187 248V249H188ZM191 248V247H190ZM0 249H1V247H0ZM4 249V248H3ZM10 249L9 250H7V252L9 251L10 252V254H12L11 253V251H10ZM15 249V248H14ZM22 249V248H21ZM98 249V248H97ZM186 248H183V250L182 251H184ZM186 249V250H187ZM2 250V249H1ZM13 250V249H12ZM68 250V249H67ZM18 251V250H17ZM61 251V252H62ZM86 251H88V250H86ZM105 251V250H104ZM14 252V251H13ZM23 252V253H24ZM48 253V254H45V253ZM60 252V253H61ZM185 252V251H184ZM213 252V253H214ZM227 253H228V251H226ZM5 253V252H4ZM15 253V252H14ZM17 253V252H16ZM19 253V252H18ZM66 253H67V251H66ZM68 253H70V252H68ZM84 253V252H83ZM104 253V252H103ZM106 253V252H105ZM104 253V258H102L104 261L106 260L105 258H107L108 256L106 255ZM221 253V252H220ZM226 253V254H227ZM231 253H232V251H231ZM2 254V253H1ZM25 254V253H24ZM234 254V253H233ZM233 254H231L232 256H233ZM15 255V254H14ZM13 255V256H14ZM18 255V254H17ZM27 255V254H26ZM26 255H23V257L24 256H26ZM183 255V256H182ZM262 255V254H261ZM0 256H2V255H0ZM12 256V255H11ZM160 256H162V257H165V260H162V259H160ZM186 256V255H185ZM196 256V257H197ZM213 256V255H212ZM221 256V255H220ZM238 256V255H237ZM16 257V256H15ZM26 257H28V255L26 256ZM7 258V257H6ZM25 258V257H24ZM68 258V257H67ZM67 258H62L61 257V260L63 259L64 260V262L67 264L68 262H67ZM71 258V257H70ZM13 259V258H12ZM12 259H11V261H12ZM16 259V258H15ZM18 259V258H17ZM16 259V260H17ZM19 259H20V257H19ZM22 259V258H21ZM60 259V258H59ZM72 259V258H71ZM235 259V258H234ZM7 260H10V259H7ZM24 259H22L21 261H23ZM62 260V261H63ZM69 260V259H68ZM171 260V261H170ZM192 260V259H191ZM233 260V259H232ZM5 260H3V262H4ZM11 261H9V262H11ZM18 261V260H17ZM109 261V259H107V262ZM169 261H170V263H169ZM8 262V261H7ZM6 262V263H7ZM13 262V261H12ZM28 262H29V260H28ZM34 262H32V264H37L36 262L34 263ZM70 262V261H69ZM5 263V262H4ZM17 262L15 261V264H16ZM21 263H23V262H21ZM20 263V264H21ZM27 263V262H26ZM31 263V262H30ZM29 263V264H30ZM190 263V262H189ZM206 263V262H205ZM9 264V263H8ZM18 264H19V262H18ZM97 264V263H96ZM108 264V263H107ZM209 264V263H208Z\"/></svg>",
    "mask_w": 264,
    "mask_h": 264
}]
</instances>
